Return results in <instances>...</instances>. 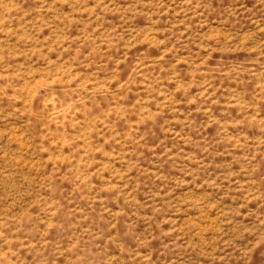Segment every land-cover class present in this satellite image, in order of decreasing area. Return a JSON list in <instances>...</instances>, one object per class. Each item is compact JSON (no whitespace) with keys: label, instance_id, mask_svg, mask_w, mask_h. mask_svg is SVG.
I'll list each match as a JSON object with an SVG mask.
<instances>
[{"label":"rangeland","instance_id":"374dc122","mask_svg":"<svg viewBox=\"0 0 264 264\" xmlns=\"http://www.w3.org/2000/svg\"><path fill=\"white\" fill-rule=\"evenodd\" d=\"M0 264H264V0H0Z\"/></svg>","mask_w":264,"mask_h":264}]
</instances>
